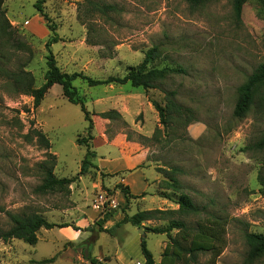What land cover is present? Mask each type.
<instances>
[{
	"label": "rangeland",
	"instance_id": "1",
	"mask_svg": "<svg viewBox=\"0 0 264 264\" xmlns=\"http://www.w3.org/2000/svg\"><path fill=\"white\" fill-rule=\"evenodd\" d=\"M36 1L5 0L3 6L11 27L9 36L0 38V231L12 226L8 213L21 212L39 213L68 227L41 229L35 246L0 240V264H37L53 257L51 264H86L84 254L105 264H144L140 244L134 242L141 236L140 227L128 224L106 233L96 226L87 238L77 236L74 241L69 236V231H78L74 221L82 208L93 206L104 191H121L122 184L105 186L110 177L99 168L103 158L122 154L145 155L140 167L145 168L148 186L138 209L157 210L158 218L146 227H166L176 219L196 225L222 218L227 246L216 264H245V234H264V120L257 121L253 114L238 120L233 110L238 88L264 61V9L249 1L237 25L231 0H213L197 10L187 0H46L44 11L60 37L51 51L63 72L94 79L123 76L155 45L164 47L161 67L169 64L184 71L167 79L162 89L73 82L93 120L91 143L97 153L92 162L98 168L81 175L86 147L77 139L86 137L88 127L81 107L55 85L35 108L33 98L21 94L8 74H31L36 88L45 81L47 44L53 33L34 7ZM94 3L117 9L101 14L92 9ZM166 91H175L176 102L191 109L195 120L188 123L189 117L182 116L168 127L160 124L153 103L164 107ZM107 112L116 114L109 119L100 116ZM35 131L47 136L50 149L38 142ZM52 163L57 179L72 182L39 192L41 165ZM168 167L178 169L181 192L204 207L201 216L173 212L181 192L170 189L172 201L164 198L159 169ZM158 174L160 180L154 181ZM143 232L160 262L168 237ZM209 259L210 254H202L194 264H210Z\"/></svg>",
	"mask_w": 264,
	"mask_h": 264
},
{
	"label": "trees",
	"instance_id": "2",
	"mask_svg": "<svg viewBox=\"0 0 264 264\" xmlns=\"http://www.w3.org/2000/svg\"><path fill=\"white\" fill-rule=\"evenodd\" d=\"M213 0H187L189 6L193 10L200 9ZM251 0H231L232 16L235 24L242 23L243 9L246 3ZM262 9H264V0H255ZM46 0H37L34 4L36 10L48 21V26L53 33V37L49 39L47 44L48 55L46 57L47 70L44 75V83L40 87H35V79L31 74L8 72L11 79L14 81L13 85L21 94L33 98L34 107L38 108L49 90L59 85L62 87L63 95L67 100L81 107L84 113L85 121L88 123L86 130V137H79L77 143L80 146L86 147L85 158L82 163L81 175L88 172L90 167H96L92 159L97 157V153L93 149L94 140L93 135V120L89 111L85 106L84 99L79 95L78 90L74 87L73 82L77 79L84 80L89 87H101L107 85H126L130 84L134 88L149 89H162L165 81L174 74L184 73L181 68L170 67L166 64L161 67L165 61L163 52V45H155L150 48L144 60L136 67H129L123 76H111L107 79H94L82 73H65L57 64V61L51 51V45L60 41L59 35L56 33V27L51 25V20L44 11V3ZM5 0H0V38L9 36L7 27H11L9 21L5 16L3 8ZM93 10H97L101 14H106L109 11L117 9L114 5H102L98 3L93 4ZM89 12V11H88ZM166 104L161 107L158 103L154 102L157 112L159 113L160 124L165 127L170 126L174 120L182 116L189 117L188 123L195 120L193 111L178 104L175 100V91H166ZM116 113L107 112L102 113L100 116L105 119L112 118ZM253 114L257 121L264 120V61L261 62L253 72L247 76L245 82L237 90V98L233 110V117L241 120L248 115ZM38 142L47 150L51 148V144L47 136L41 131H35ZM261 147H264V137L261 141ZM52 157V155H49ZM54 158V157H52ZM44 178L42 184L38 187L39 192L47 193L54 191L58 187L72 182L70 179H57L54 175V163L51 165H41ZM162 173L163 184L166 186V193L163 196L167 200L172 201V197L168 190L172 189L178 193L182 190V184L178 180L176 173L178 169L170 168L159 169ZM121 191L124 193L127 201L129 202L134 197L129 187L120 186ZM174 203L178 205V209L173 211L175 214L183 217H199L204 213V207L194 202L193 198L181 192ZM140 211L133 216H125L123 223H130L135 227H142V224L148 221H156V212ZM109 214H104L95 224L99 226L100 231L112 233L111 230L102 228L104 220ZM8 217L12 222V226L5 231H0V240L9 242L12 240H21L25 243L35 246L38 243L37 233L41 229L52 230L56 227H68V225H57L49 222L43 215L39 213H8ZM145 230L154 234H165L169 243L166 245L159 264H194L197 263L202 254H210L209 263L216 264L218 258L221 256L227 246V223L222 218H214L207 223L196 222V225H191L185 220H173L168 226L159 227H145ZM177 233L173 235V231ZM245 241L247 251L245 256V264H257L264 260V234L247 232L245 234ZM141 251L145 258V264H156L154 256L148 249L144 237L141 239ZM84 258L90 261L91 264H105L104 262L93 259L91 256L84 254ZM55 261V257L44 259L37 264H51Z\"/></svg>",
	"mask_w": 264,
	"mask_h": 264
},
{
	"label": "crops",
	"instance_id": "3",
	"mask_svg": "<svg viewBox=\"0 0 264 264\" xmlns=\"http://www.w3.org/2000/svg\"><path fill=\"white\" fill-rule=\"evenodd\" d=\"M144 157L145 155L142 154H138V155L135 154L133 156L130 154H122L121 156L112 155V157L103 158V160L101 161L102 165L100 166L99 169L101 171H104L110 177V179L108 180V185H105L104 181H102V183L110 189L111 188L113 189V187H115V185L117 184H122L124 187H129L131 194L134 197H136L128 202L124 193L120 190H116L115 194L114 193L110 194L109 192H107L116 199L118 205L114 210L107 213L109 214V216L104 220L102 224L103 229L111 230V231H114L116 229L122 230L126 225L130 224V223L122 222L125 216H133L134 214H136L137 212L134 214H131L130 212L133 211L135 208L138 209L141 201L142 202L145 201L146 197L140 198L143 197L144 194H146L145 189L148 186V179L145 177L144 174L145 168L140 167V165H142V163L144 162ZM115 176H120V180H115L114 179ZM159 180H160V175L158 174V176L155 177L154 181H159ZM140 211L141 210H139L138 212ZM144 211H152V210H144ZM102 216L103 215H101L96 210H94L92 205L82 208L80 210L79 216L74 221V225L78 228V231L75 230L69 231V236L71 240L74 241L77 240L79 238L77 236L80 237L84 236L83 238L85 237L87 238L86 235H88V232L91 229H94V232H96L95 227L97 225L95 223L100 218H102ZM148 222L142 224V227H144V229L146 227L145 224ZM97 227L100 230L99 226ZM52 230H46V231H52ZM140 235H141L140 237L138 238L136 237L134 242H138L141 248L142 236H146V234L145 232H142ZM116 258L119 260L121 259V256L118 254ZM99 260L101 261L102 259ZM160 262L155 260V263H160ZM86 264H90V262L88 261L86 262ZM136 264H142V263L138 261Z\"/></svg>",
	"mask_w": 264,
	"mask_h": 264
},
{
	"label": "built area",
	"instance_id": "4",
	"mask_svg": "<svg viewBox=\"0 0 264 264\" xmlns=\"http://www.w3.org/2000/svg\"><path fill=\"white\" fill-rule=\"evenodd\" d=\"M117 205L118 203L112 195L107 192H102L93 204V208L101 215H104L114 210Z\"/></svg>",
	"mask_w": 264,
	"mask_h": 264
},
{
	"label": "water",
	"instance_id": "5",
	"mask_svg": "<svg viewBox=\"0 0 264 264\" xmlns=\"http://www.w3.org/2000/svg\"><path fill=\"white\" fill-rule=\"evenodd\" d=\"M140 230L143 232L144 228L143 227H140Z\"/></svg>",
	"mask_w": 264,
	"mask_h": 264
}]
</instances>
